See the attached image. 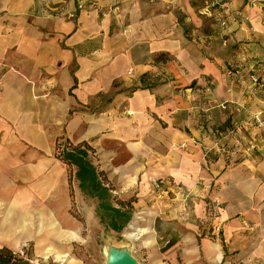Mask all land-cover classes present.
Returning a JSON list of instances; mask_svg holds the SVG:
<instances>
[{"label": "crops", "instance_id": "obj_1", "mask_svg": "<svg viewBox=\"0 0 264 264\" xmlns=\"http://www.w3.org/2000/svg\"><path fill=\"white\" fill-rule=\"evenodd\" d=\"M219 1L229 13L204 16L208 0H99L82 11L71 2L74 17L56 19L38 1L0 0V247L19 251L34 238L29 203L52 185L47 157L55 159L62 137L87 143L92 163L124 195L139 179L170 181V263L181 248L185 264H264V130L252 118L264 106L256 88L246 89V101L244 87L230 86L224 98L243 111L221 124L199 87L220 80L224 56L240 72L256 64L264 78V5ZM238 11L248 20H235ZM102 97L108 106L96 110ZM233 117L239 129L230 136L222 129ZM229 138L238 146L230 163L218 153ZM206 148L214 150L208 157ZM176 187L194 195L188 206ZM61 219L64 237L78 239L72 219Z\"/></svg>", "mask_w": 264, "mask_h": 264}, {"label": "rangeland", "instance_id": "obj_2", "mask_svg": "<svg viewBox=\"0 0 264 264\" xmlns=\"http://www.w3.org/2000/svg\"><path fill=\"white\" fill-rule=\"evenodd\" d=\"M36 1L38 0H34V3ZM47 12L51 15L49 10ZM220 63L222 66L220 80L213 78L212 81L208 77L205 79V85L203 87L199 86L204 93L202 101L206 104V109H209L208 113H211L212 119L221 123L222 118L227 119L228 116L231 117L235 114L241 115L243 110H240L241 108L232 101L224 98V95L230 93V86L234 85H239L241 88L244 87L245 90L242 92L241 98L246 101H253V97L245 92L246 89L249 87L256 88L257 92L254 93L256 102L261 107L264 106V78L257 70L255 63L254 67L248 68L244 72H240L237 63H234L227 56H224ZM237 72L240 73L237 74ZM252 78L257 79V84L252 82ZM195 83L193 82L189 87L199 88L195 87ZM219 85L224 87L223 91ZM226 87L228 90H226ZM107 100H104V97L99 98L96 103L98 105L96 110L105 109L108 106ZM220 104H224L225 109L220 108ZM260 110L254 113L252 118L254 122L256 121L255 125L257 124L258 128L264 130V111ZM244 111H247V109L244 108ZM237 129H239V121L238 118L233 117L227 124H224L222 131L227 135H235ZM234 141L231 142L230 138L225 140L218 151L228 163H230V160H236L232 155L237 146ZM246 145L250 150L255 148L252 142H247ZM205 151L208 157L214 150L206 148ZM52 156L48 155L47 157L46 175L48 182L51 183L53 180V183L48 186L46 194L40 200L38 198L35 199L36 202L32 200L29 203L31 235L34 238L32 237L30 241L26 242L19 251H13L16 256L20 257L18 264H76L78 263L77 260L83 264H105L107 259L105 250H107L109 245L127 249L137 259L139 264H150V262L156 260L163 261L165 264H185L183 249L181 248H178L175 263H172L173 261L170 263L163 255V252L172 245L167 236V229L170 226L167 223L172 220L168 212L171 206H169L168 200H165L167 196L164 197L169 189L167 186L163 188L162 192H159L153 188V183L154 180H168L167 178L148 177L139 179L138 188L124 195L126 193L125 190L120 191L118 186L112 185L106 173L103 172L104 170L100 171V169H97L99 171L101 192L103 193L106 189V194L103 193V196L98 198L97 196H91L86 190H82L78 186V179L74 173L68 171L64 164L57 161V159L55 160ZM95 157L89 154V159L93 163H96L93 159ZM19 173L24 178H28V176L31 178L34 174H37V172ZM70 174L71 179L68 181ZM15 177L18 178L17 172ZM59 185H61V198L58 197L57 193V190L60 189L58 188ZM182 189L185 190L183 187ZM191 197H194V195L190 193L187 203L191 202ZM178 200L183 204L185 202L181 195ZM104 204H111L120 208L121 212L129 215V220L123 222L120 231H114L106 226L109 220V210L103 207L105 206ZM39 212L42 215L40 220L36 218V214ZM123 213L120 218L123 217ZM62 214L68 215L75 227L77 225L75 229L78 230V239H67L64 237L68 228L67 224L63 223V219H61ZM126 234L132 238L127 237ZM202 235L198 236V244L202 240ZM38 240L41 242H37ZM188 242L190 241L187 239L186 243ZM38 246H41V249H38ZM187 247L193 246L187 245ZM63 252L67 253L55 254V256L51 254Z\"/></svg>", "mask_w": 264, "mask_h": 264}, {"label": "trees", "instance_id": "obj_3", "mask_svg": "<svg viewBox=\"0 0 264 264\" xmlns=\"http://www.w3.org/2000/svg\"><path fill=\"white\" fill-rule=\"evenodd\" d=\"M94 150L85 142L72 143L68 139L62 137L55 142L54 157L59 162L63 163L68 171L73 172L79 180L78 186L82 190H86L91 196L101 198L103 193L106 194V189L101 192V183L99 180V171L89 159V154L92 156ZM71 179V174L68 176V181ZM122 203V202H121ZM105 209L109 210V220L106 226L114 231H120L123 222L129 220V215L121 212L120 208L114 207L111 204H104ZM123 213V217L120 215ZM20 257L6 247H0V264H18Z\"/></svg>", "mask_w": 264, "mask_h": 264}, {"label": "built area", "instance_id": "obj_4", "mask_svg": "<svg viewBox=\"0 0 264 264\" xmlns=\"http://www.w3.org/2000/svg\"><path fill=\"white\" fill-rule=\"evenodd\" d=\"M99 0H62V2L56 6V7H47V1L46 0H38V4L46 7V10L50 11V14L52 16H54L55 18H73L74 17V13L72 11H70L69 9V4L71 2H73L75 4V7L77 9V11H82L84 9H86L88 6H97ZM115 3H118V0H115ZM250 4H258V5H264V0H251ZM212 10H217L219 12H226L229 13V8L227 7V5L225 3L220 2L219 0H208L207 5L204 7L202 14L204 16H211L212 14ZM230 15V14H228ZM233 18H235V20H239V21H247L248 20V16H246L244 14V12L242 11H238L236 12V14L233 16ZM263 24H264V17H263ZM220 25L223 28H226L227 24L225 21H219ZM132 73V69L128 70V74ZM252 82L257 84V79L256 78H252ZM220 108L225 109V105L224 104H220L219 105ZM168 186V187H167ZM168 188L170 189V181L168 180H154L153 183V188H155L157 191L162 192L164 189L163 188ZM176 192L178 194L181 195V197L184 199V205L188 204L187 201L189 199L190 193L180 187H176ZM215 232L219 231V227L215 226L214 227Z\"/></svg>", "mask_w": 264, "mask_h": 264}, {"label": "water", "instance_id": "obj_5", "mask_svg": "<svg viewBox=\"0 0 264 264\" xmlns=\"http://www.w3.org/2000/svg\"><path fill=\"white\" fill-rule=\"evenodd\" d=\"M106 252L105 264H139L137 259L125 248L109 245Z\"/></svg>", "mask_w": 264, "mask_h": 264}, {"label": "bare ground", "instance_id": "obj_6", "mask_svg": "<svg viewBox=\"0 0 264 264\" xmlns=\"http://www.w3.org/2000/svg\"><path fill=\"white\" fill-rule=\"evenodd\" d=\"M127 237L132 238L130 235L126 234ZM106 251V250H105Z\"/></svg>", "mask_w": 264, "mask_h": 264}]
</instances>
